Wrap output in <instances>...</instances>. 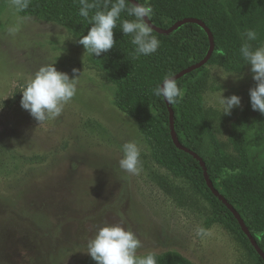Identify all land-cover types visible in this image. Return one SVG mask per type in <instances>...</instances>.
<instances>
[{"label": "rangeland", "instance_id": "obj_1", "mask_svg": "<svg viewBox=\"0 0 264 264\" xmlns=\"http://www.w3.org/2000/svg\"><path fill=\"white\" fill-rule=\"evenodd\" d=\"M55 62L70 76L79 70L77 92L40 123L21 108V92ZM255 86L250 66L241 75L209 66L203 80L208 121L233 160L231 126ZM115 92L66 28L23 18L15 4L0 16V264H96L87 243L105 224L132 230L138 257L173 251L194 264H257L235 233L207 225L210 204L155 162ZM223 94L240 96L241 107L224 115ZM128 142L140 151L136 173L119 167Z\"/></svg>", "mask_w": 264, "mask_h": 264}, {"label": "trees", "instance_id": "obj_2", "mask_svg": "<svg viewBox=\"0 0 264 264\" xmlns=\"http://www.w3.org/2000/svg\"><path fill=\"white\" fill-rule=\"evenodd\" d=\"M136 1L151 5L150 21L160 29L195 18L213 33L215 49L208 64L176 81L181 95L171 103L175 131L180 143L206 163L215 188L235 207L264 252V115L252 110L249 97L231 126L229 142L238 157L233 160L213 132L203 94L209 66L241 75L249 67L239 51L242 43L247 42L253 49L264 46V0ZM88 2L95 4L89 18L79 16V0H0V16L15 4L21 17L58 24L79 39L87 34L91 16L110 7L114 0ZM121 19L133 17L122 12ZM246 29L255 30L257 39L247 41L242 36ZM153 35L160 41L159 49L151 55L138 56L131 36L120 31L118 21L114 30L116 45L99 57L90 54V62L116 87L114 105L138 123L155 162L176 178L192 181L210 204L213 215L207 225L220 224L235 233L255 262L264 264L235 215L209 188L201 163L176 146L170 107L165 99L153 94L168 73L175 76L201 63L210 52V37L196 23H187L169 35L153 30ZM155 255L158 264H194L178 252Z\"/></svg>", "mask_w": 264, "mask_h": 264}, {"label": "clouds", "instance_id": "obj_3", "mask_svg": "<svg viewBox=\"0 0 264 264\" xmlns=\"http://www.w3.org/2000/svg\"><path fill=\"white\" fill-rule=\"evenodd\" d=\"M79 3V16L89 18L90 9L95 4L88 0H79ZM122 12H126L133 19H121ZM152 15L151 5L131 3L130 0H114L110 7L97 10L91 16V26L87 34L78 39V43L83 46L85 53L101 56L116 45L114 30L119 21L120 31L125 36H131L136 54L151 55L160 47V41L153 35V27L148 23ZM242 36L247 41H254L257 39V32L246 29ZM239 51L250 66L252 79L256 82V86L249 90L252 110L264 115V46L253 49L245 42ZM79 77L78 69H73L70 76L66 72L58 71L56 62L42 65L21 92V108L40 123L58 117L64 105L75 96ZM153 94L174 103L181 95V89L173 74L168 73L162 83L153 89ZM219 103L224 109V115H230L233 109L241 107V97L235 94L225 97L223 94ZM122 150L120 169L136 173L140 156L137 144L125 143ZM140 246L141 241L132 230L126 229L122 224H105L98 228L94 238L89 239L86 253L96 264H158L154 253L138 257L136 250Z\"/></svg>", "mask_w": 264, "mask_h": 264}, {"label": "water", "instance_id": "obj_4", "mask_svg": "<svg viewBox=\"0 0 264 264\" xmlns=\"http://www.w3.org/2000/svg\"><path fill=\"white\" fill-rule=\"evenodd\" d=\"M132 3H138L136 0H131ZM147 19V18H146ZM148 23L153 27V30L156 31L157 33L159 34H162V35H169L171 33H173L175 30H177L179 27L187 24V23H196L198 25H200L203 29H205V31L208 33L209 37H210V41H211V49H210V52L208 54V56L201 62L199 63L198 65L194 66V67H190L184 71H182L181 73L177 74L174 76L175 80H179L181 79L182 77L186 76L187 74L197 70V69H200L201 67H204L208 64L210 58L212 57L213 53H214V49H215V40H214V36H213V33L211 32V30L208 28V26L201 20L199 19H195V18H187V19H184L182 21H179L177 22L175 25H173L170 29H167V30H164V29H160L158 27H156L150 20H148ZM167 104L169 105L170 107V113H171V125H172V137H173V140L176 144V146L192 155L196 160H198L203 169H204V172H205V177H206V181H207V184L209 186V188L211 189V191L213 192V194L219 198L220 201H222L231 211L232 213L235 215L236 219L239 221L244 233L246 234V236L249 238L250 242L252 243V246L256 249V251L260 254V256L262 257V259L264 260V252L263 250L260 248L258 242L256 241V239L254 238V236L251 234L250 230L248 229V227L246 226L244 220L242 219V217L240 216V214L238 213V211L235 209V207L223 196L221 195V193L215 188L210 176H209V173H208V168L206 166V163L203 161V159L198 155L196 154L195 152H193L192 150L186 148L185 146H183L179 139H178V136L176 134V131H175V117H174V112H173V109H172V106H171V103H169L167 101Z\"/></svg>", "mask_w": 264, "mask_h": 264}]
</instances>
